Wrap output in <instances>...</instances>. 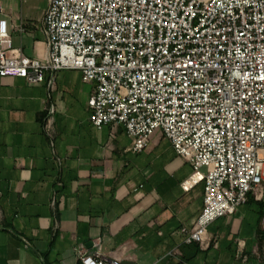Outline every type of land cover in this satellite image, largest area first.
Wrapping results in <instances>:
<instances>
[{"label": "built area", "instance_id": "1", "mask_svg": "<svg viewBox=\"0 0 264 264\" xmlns=\"http://www.w3.org/2000/svg\"><path fill=\"white\" fill-rule=\"evenodd\" d=\"M42 23L48 50L36 59L9 53L0 20V76L45 83L49 99L58 71L79 70L93 85L95 128L121 125L133 152L170 140L192 167L182 189L203 192L186 243L208 248L215 219L263 197L264 0H49ZM43 110L53 148L55 108L47 100ZM76 256L79 264H122L100 244Z\"/></svg>", "mask_w": 264, "mask_h": 264}, {"label": "crops", "instance_id": "2", "mask_svg": "<svg viewBox=\"0 0 264 264\" xmlns=\"http://www.w3.org/2000/svg\"><path fill=\"white\" fill-rule=\"evenodd\" d=\"M48 3L0 0L9 53L44 58ZM54 85L48 99L45 83L0 76V264H79L76 249L92 255L98 244L122 264H264V195L215 219L208 248L186 243L203 207L201 185L181 187L191 165L167 138L133 152L121 125L95 128L93 85L79 70L58 71ZM47 100L53 148L42 128Z\"/></svg>", "mask_w": 264, "mask_h": 264}]
</instances>
